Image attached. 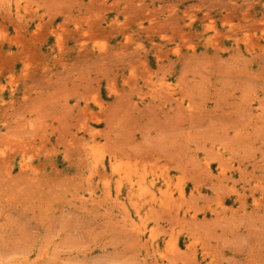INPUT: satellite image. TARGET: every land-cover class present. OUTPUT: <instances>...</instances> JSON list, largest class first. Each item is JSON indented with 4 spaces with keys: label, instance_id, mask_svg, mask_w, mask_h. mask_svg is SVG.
<instances>
[{
    "label": "rangeland",
    "instance_id": "obj_1",
    "mask_svg": "<svg viewBox=\"0 0 264 264\" xmlns=\"http://www.w3.org/2000/svg\"><path fill=\"white\" fill-rule=\"evenodd\" d=\"M0 264H264V0H0Z\"/></svg>",
    "mask_w": 264,
    "mask_h": 264
}]
</instances>
